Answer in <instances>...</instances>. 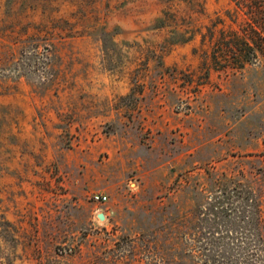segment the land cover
<instances>
[{
  "label": "rangeland",
  "instance_id": "1",
  "mask_svg": "<svg viewBox=\"0 0 264 264\" xmlns=\"http://www.w3.org/2000/svg\"><path fill=\"white\" fill-rule=\"evenodd\" d=\"M255 205L264 0H0V264H264Z\"/></svg>",
  "mask_w": 264,
  "mask_h": 264
},
{
  "label": "trees",
  "instance_id": "2",
  "mask_svg": "<svg viewBox=\"0 0 264 264\" xmlns=\"http://www.w3.org/2000/svg\"><path fill=\"white\" fill-rule=\"evenodd\" d=\"M260 1V0H258ZM244 41H240L238 39L236 33H233V35L223 43L221 46L222 53L214 52L213 54V62H225V66L229 65L232 67H243L246 62H250L251 56L254 54V48L251 44V41L249 39H243ZM214 42V41H213ZM246 46V47H244ZM224 60V61H221ZM254 214H253V229L255 231V239L252 241L255 247L257 248H263L264 247V238L261 233L260 228V205L254 207ZM245 216V215H244ZM246 218V216H245ZM243 244H247L246 242H243ZM261 250V249H260ZM256 256H254L255 258ZM259 257V256H258ZM256 257V258H258ZM252 258L251 255H247V257L243 256L242 264H254V261H258V259ZM264 263V260H260L258 263Z\"/></svg>",
  "mask_w": 264,
  "mask_h": 264
},
{
  "label": "built area",
  "instance_id": "3",
  "mask_svg": "<svg viewBox=\"0 0 264 264\" xmlns=\"http://www.w3.org/2000/svg\"><path fill=\"white\" fill-rule=\"evenodd\" d=\"M92 199L95 202L106 203L108 201V195L96 192L92 195Z\"/></svg>",
  "mask_w": 264,
  "mask_h": 264
},
{
  "label": "water",
  "instance_id": "4",
  "mask_svg": "<svg viewBox=\"0 0 264 264\" xmlns=\"http://www.w3.org/2000/svg\"><path fill=\"white\" fill-rule=\"evenodd\" d=\"M98 217H99V219H101V220H104V219L106 218V216H105L104 213H100V214L98 215Z\"/></svg>",
  "mask_w": 264,
  "mask_h": 264
},
{
  "label": "crops",
  "instance_id": "5",
  "mask_svg": "<svg viewBox=\"0 0 264 264\" xmlns=\"http://www.w3.org/2000/svg\"><path fill=\"white\" fill-rule=\"evenodd\" d=\"M100 193H103V194H106V195H108L107 193H104V192H100ZM109 196V195H108ZM101 212H97V214L99 215Z\"/></svg>",
  "mask_w": 264,
  "mask_h": 264
}]
</instances>
